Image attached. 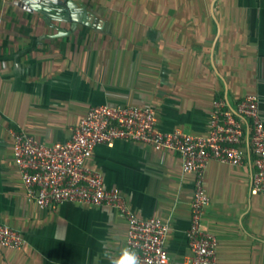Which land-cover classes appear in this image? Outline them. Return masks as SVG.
Here are the masks:
<instances>
[{
	"label": "crops",
	"instance_id": "obj_1",
	"mask_svg": "<svg viewBox=\"0 0 264 264\" xmlns=\"http://www.w3.org/2000/svg\"><path fill=\"white\" fill-rule=\"evenodd\" d=\"M19 1L0 0V223L23 243L0 247V264H110L124 218L106 205L27 199L10 130L63 142L90 106L109 104L150 106L158 129L201 134L213 100L234 112L247 93L264 123V0H77L88 15L71 32ZM86 165L137 216L168 223L172 263L189 255L194 176L176 153L115 140ZM251 172L250 155L205 168L201 227L218 240L217 264H264V193L251 192Z\"/></svg>",
	"mask_w": 264,
	"mask_h": 264
},
{
	"label": "built area",
	"instance_id": "obj_2",
	"mask_svg": "<svg viewBox=\"0 0 264 264\" xmlns=\"http://www.w3.org/2000/svg\"><path fill=\"white\" fill-rule=\"evenodd\" d=\"M156 124L150 106L98 104L88 108L63 142L44 144L11 129L12 157L24 195L41 208L66 201L115 208L126 224L124 247L135 250L141 264H174L165 246L168 223L159 217L137 216L119 190L107 188L102 174L86 165L96 145L112 146L115 140H132L174 152L180 158L182 172L194 176L186 229L189 255L179 264H217L218 240L201 227L209 203L204 171L210 160L240 165L250 155V190L264 193V123L258 98L247 93L234 112L222 99L213 100L207 129L201 134L179 128L162 131ZM22 243L20 232L0 223V247L17 249Z\"/></svg>",
	"mask_w": 264,
	"mask_h": 264
},
{
	"label": "water",
	"instance_id": "obj_3",
	"mask_svg": "<svg viewBox=\"0 0 264 264\" xmlns=\"http://www.w3.org/2000/svg\"><path fill=\"white\" fill-rule=\"evenodd\" d=\"M16 3L27 10L41 12L54 23L69 22V32L81 22L80 16L88 15L85 13V5L78 3L77 0H20ZM52 26L59 28L57 24H52Z\"/></svg>",
	"mask_w": 264,
	"mask_h": 264
},
{
	"label": "clouds",
	"instance_id": "obj_4",
	"mask_svg": "<svg viewBox=\"0 0 264 264\" xmlns=\"http://www.w3.org/2000/svg\"><path fill=\"white\" fill-rule=\"evenodd\" d=\"M107 255V253H105ZM110 264H141L138 253L128 247L120 250L118 257L110 259Z\"/></svg>",
	"mask_w": 264,
	"mask_h": 264
}]
</instances>
